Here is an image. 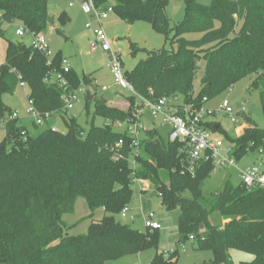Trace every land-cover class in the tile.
Wrapping results in <instances>:
<instances>
[{
    "label": "trees",
    "instance_id": "1",
    "mask_svg": "<svg viewBox=\"0 0 264 264\" xmlns=\"http://www.w3.org/2000/svg\"><path fill=\"white\" fill-rule=\"evenodd\" d=\"M93 1L99 10L112 6L113 14L127 24H150L177 48L175 52L136 51L130 45L132 55L147 53L125 71L138 96L154 100L182 95L186 102L201 104L203 98L211 100L241 79L254 76L252 86L260 90L264 117V0H212L209 4L182 0L185 16L174 27L166 15L169 0ZM57 21L66 25L67 13L61 12ZM14 22L31 33L44 32L51 23L47 1L0 0V38H5L4 25ZM56 32L62 34L59 29ZM190 34L199 36L190 40L185 37ZM62 61L60 51L47 64L46 56L32 45L6 40L5 63L0 66V118L10 114L0 140V264H105L149 248L157 250L158 230L142 232L115 218L130 202L134 179L148 181L166 210H179L180 241H196L197 250L211 251L212 264H232L230 250L253 256L241 264H264V190L228 181L222 191L203 196L204 181L214 171L213 161L202 162L190 172L185 146L169 139L164 143L157 129L143 133L135 156L129 133L113 126L130 120L135 98L126 97L127 110L109 106L97 97L91 76L79 77L73 69L67 74V90L46 82L53 69L60 70ZM200 62L203 74L195 93L193 82ZM20 83L26 85L28 98L41 115L59 113L66 132L48 128L30 136L17 119H10L12 112L2 96L13 94ZM81 85L86 114L93 107V116L105 120L104 126L92 124L85 133L74 117L66 116L63 101L66 93ZM244 123L247 127L240 136L223 134L232 155L239 161L257 153L264 161V128L256 127L249 116ZM205 127L221 130L214 122ZM119 140L124 145L114 148ZM161 171L167 172V182L161 179ZM186 191L191 198L183 196ZM80 198L89 210L87 217L99 209L105 215L92 221L85 234L69 235L73 226L63 216L75 212ZM214 213L227 221L222 229L210 223ZM149 264H178L177 250L156 251Z\"/></svg>",
    "mask_w": 264,
    "mask_h": 264
},
{
    "label": "rangeland",
    "instance_id": "2",
    "mask_svg": "<svg viewBox=\"0 0 264 264\" xmlns=\"http://www.w3.org/2000/svg\"><path fill=\"white\" fill-rule=\"evenodd\" d=\"M46 1L51 23L43 34L50 47V57H53L60 51L62 58L66 59L79 77L92 75L95 72L98 73V83L111 87V89L105 93L100 91L104 99L107 102H111L117 93L118 95L115 97L118 103L117 106L120 109L127 110L129 102H126V97L129 96V93L113 85L112 77L105 67L106 59L104 53L101 50H96L93 53L90 52L89 41L92 38V30L85 27L88 18L82 13L77 1L74 0L73 6H69V0ZM211 1L212 0H203L202 3L209 4ZM61 12H66L69 17L68 23L64 26H60L57 21V17ZM166 15L170 21L171 27L181 23L185 16L184 2L182 0H169L166 6ZM19 24V22H14L4 25V29L6 30L5 38H0V66L5 63L6 40L23 42L26 45L32 44V37L30 35L26 34L23 37L15 35L16 27ZM93 28H95V24ZM103 28L112 42L113 49L120 51L124 71L131 70L138 61L147 57L145 51H138L135 55H132L130 45H132L136 51L137 49H144L146 51L166 49L174 52L177 50L175 45H171L169 41L166 40L164 34L154 31L150 24L146 22L127 24L112 13L109 15L108 19L104 21ZM57 29L61 30L62 34L57 33ZM198 36L199 35L190 34L185 37L192 40L198 38ZM199 66L200 69H198L196 78L193 82V90L195 93H197L199 89V80L203 74V63L200 62ZM254 78V76H251L241 79L230 89H227L205 103V108L207 110H217L224 100H228L233 109L240 107L241 103H246V114L238 117V123L233 122V116L225 115L222 112L213 118L214 123L221 127V130L213 132V134L222 139L224 144L227 143L223 134L226 133L231 137H238L242 134L243 129L247 127V124L244 123L245 116H249L256 127L260 129L264 128L260 90L252 86ZM25 91L28 92L27 89L24 90L22 87L18 86L13 94H5L2 96V101L9 108L10 112L13 113V111H16L18 113L17 124L26 127L30 136H37L50 127H54L60 132H66V128L58 115L51 117L47 124L36 126L33 119L27 114V110L30 106L25 96ZM96 92L97 97H101L99 96L98 90H96ZM76 96L78 101L73 104L71 110L66 112V116L74 117L84 133L87 132L92 124L97 127L104 126L105 120L103 118L93 116V107L90 108L89 115L86 114L84 109V92H77ZM177 96L179 100H183L182 95ZM9 114L0 118V140L5 136V126L1 121H8ZM143 122L145 123V128L148 130L152 129V127H154L152 123H155V128H157L162 141H164V143L168 142L169 127L161 118L152 119L146 113L143 117ZM114 130L121 131L117 129ZM142 136L143 133L141 137ZM259 161V154L248 153L237 161L235 168L221 169L216 167L210 178L204 181L202 187L203 196L208 197L211 194L222 191L228 181L233 186H237L240 183L239 171L247 166L258 164ZM132 162L133 160L131 159L130 164H132ZM160 177L164 182H167V172L161 171ZM183 196L191 198L189 191H186ZM127 207L129 212L124 217L121 216V214L115 215L116 220L122 224H128L132 226V228L142 232L146 231L144 217L149 213L155 215V221L160 225V229L158 230V248L157 250H155V248H149L138 254L128 255L116 261H108L105 264H149L156 251L161 253L173 250H177L178 264H212L213 255L211 251L197 250L196 241L189 239L180 241L177 231L179 210H166L161 204L160 197L157 196L153 186L148 181L137 180L135 183L133 182L132 195ZM88 213L89 211L84 199H78L75 212L63 216V221L66 222L68 226H73L67 231L69 235L85 234L92 221L101 220L105 215L102 209L97 210L92 217H87V215H89ZM226 222L227 221L218 213H214L210 217V223L220 229L224 227ZM229 255L232 264L250 262L253 259L252 255L237 250H230Z\"/></svg>",
    "mask_w": 264,
    "mask_h": 264
},
{
    "label": "built area",
    "instance_id": "3",
    "mask_svg": "<svg viewBox=\"0 0 264 264\" xmlns=\"http://www.w3.org/2000/svg\"><path fill=\"white\" fill-rule=\"evenodd\" d=\"M82 13L87 16L88 22L85 27L93 31V40L89 44L90 52L101 50L106 56V67L111 73L113 83L115 86L126 90L129 96L135 98V104L131 112L130 120L124 122H115L114 128L121 130L120 132H128L132 142L131 148L134 155L139 154V147L141 135L146 131L143 117L147 113L150 118H161L164 123L169 127L168 139L170 142H178L185 146V152L188 158V169L193 172L200 163L212 160L214 169L219 167L221 169L235 168L237 160L232 155V146L224 144L222 139L214 136L213 131L205 127L208 122H214L213 118L222 112L225 115L233 116V122L238 123V117L246 114V103H241L240 107L233 109L228 100L222 101L217 110H207L205 108L206 98L202 99L201 104L195 101L186 102L179 100L178 96L162 97L160 99H146L138 96L133 86L127 81L121 54L119 50L112 47V42L108 38L103 23L108 19L109 15L113 13L112 6L108 5L105 9L99 10L95 7L93 0H76ZM74 0H69V6H73ZM95 24V28L93 25ZM26 34L32 37V46L37 51L43 53L47 58V64H51L52 57H50L49 45L43 32L31 33L24 25L19 24L16 27L15 35L23 37ZM71 67L67 61L63 60L60 70L53 69L48 83H56L63 90L69 87V80L67 74L70 72ZM24 90L27 89L24 83L19 85ZM108 87H101V91H107ZM28 91V90H27ZM85 87L81 85L77 90L66 93L63 96L64 110H71L73 104L78 101L76 96L77 92H84ZM25 96L29 102V109L27 114L33 119L36 126L42 125L45 120L49 119L50 114L45 113L41 115L33 106L32 101L28 98V92L25 91ZM130 106V104L128 105ZM11 119H17L18 113L13 112ZM1 123L5 125V121ZM53 130H55L53 128ZM124 145L123 140H119L114 148H121ZM113 159L117 160L118 156L116 151H113ZM136 163L133 160L132 167L136 168ZM240 183L247 188H260L264 190V161L260 157L258 164L247 166L239 171ZM137 179H134L135 183ZM129 212L128 207L123 208L121 216H125ZM144 226L146 229L153 231L159 230L160 225L155 221V215L149 213L144 217ZM191 239H193L191 237Z\"/></svg>",
    "mask_w": 264,
    "mask_h": 264
},
{
    "label": "crops",
    "instance_id": "4",
    "mask_svg": "<svg viewBox=\"0 0 264 264\" xmlns=\"http://www.w3.org/2000/svg\"><path fill=\"white\" fill-rule=\"evenodd\" d=\"M93 36H94V33H93V31H92V35H91V39H90V41H89V44H90V42L93 40ZM49 45V44H48ZM49 52H50V47H49ZM104 57H105V59H106V56H105V54H104ZM65 58H63V60H64ZM65 61H66V59H65ZM68 63V62H67ZM70 67H71V69H73L72 68V66L70 65ZM105 67H106V64H105ZM106 69L108 70V68L106 67ZM74 70V69H73ZM75 71V70H74ZM108 72H109V74L111 75V73H110V71L108 70ZM91 76V78L94 80V84L97 86V89H98V92H99V96H101V97H103V94H101L100 93V91H101V87H103V86H106V87H108V90H110L111 89V87L110 86H108V85H100L99 83H98V73H93L92 75H90ZM112 77V76H111ZM113 80V79H112ZM113 85H114V83H113ZM115 86V85H114ZM107 90V91H108ZM107 91H101V92H107ZM116 95H118L117 93L115 94V97H116ZM115 97H114V99L111 101V102H107V104L109 105V106H115V107H118L117 106V100L115 99ZM104 98V97H103ZM126 102H128L127 100H126ZM119 108V107H118ZM67 111H69V110H67ZM14 112V111H13ZM16 112V111H15ZM55 115H58V116H60L59 115V113H54V114H52L51 116H50V118L49 119H47V120H45L44 121V123L43 124H47L48 123V121L51 119V117H54ZM61 119V118H60ZM153 125H154V127H152V129H157V128H155V123H152ZM51 129H53L54 127H50ZM55 130H56V128H54ZM146 129V128H145ZM27 130V132H28V134H29V131H28V129H26ZM146 130H148V129H146ZM57 131H58V129H57ZM169 131V130H168ZM30 135V134H29ZM76 209V208H75ZM89 211V210H88ZM89 214V213H88ZM88 216V215H87Z\"/></svg>",
    "mask_w": 264,
    "mask_h": 264
},
{
    "label": "water",
    "instance_id": "5",
    "mask_svg": "<svg viewBox=\"0 0 264 264\" xmlns=\"http://www.w3.org/2000/svg\"><path fill=\"white\" fill-rule=\"evenodd\" d=\"M216 128V127H215Z\"/></svg>",
    "mask_w": 264,
    "mask_h": 264
}]
</instances>
